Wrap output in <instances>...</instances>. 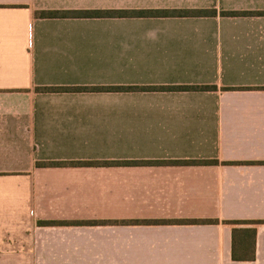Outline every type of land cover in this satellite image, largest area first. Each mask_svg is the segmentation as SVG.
Segmentation results:
<instances>
[{
  "label": "crops",
  "instance_id": "obj_1",
  "mask_svg": "<svg viewBox=\"0 0 264 264\" xmlns=\"http://www.w3.org/2000/svg\"><path fill=\"white\" fill-rule=\"evenodd\" d=\"M184 10L218 16L35 15ZM204 86L217 91L159 89ZM51 221L107 224L38 225ZM0 251L15 264H264V0H0Z\"/></svg>",
  "mask_w": 264,
  "mask_h": 264
},
{
  "label": "trees",
  "instance_id": "obj_2",
  "mask_svg": "<svg viewBox=\"0 0 264 264\" xmlns=\"http://www.w3.org/2000/svg\"><path fill=\"white\" fill-rule=\"evenodd\" d=\"M262 13H220L222 17H237V16H251V15H259ZM36 16L43 19H63V18H75V19H95V18H157V17H216L218 13L213 11H43L39 13H35ZM132 90H152V88H130ZM161 90L168 91H199V92H210L217 91L216 87L213 86H204V87H162L159 88ZM43 92H50L56 89H48L43 88L39 89ZM233 89H224V91H230ZM181 164L180 162H169V164ZM217 162H210V164H216ZM145 164L150 165L152 162H45V163H37V167L43 168H52V167H68V166H81V167H97V166H114V165H139ZM190 164H197L192 162ZM189 223H217L216 221H191ZM107 224L106 222H39L40 226H72V225H102ZM237 224V223H236ZM251 225L255 223H250ZM236 230L233 233V240L236 243ZM247 233V237L251 234L254 239L255 245V231L254 230H246L243 231ZM233 258H237L233 253ZM244 259H252L254 258V254L252 256L245 255Z\"/></svg>",
  "mask_w": 264,
  "mask_h": 264
},
{
  "label": "rangeland",
  "instance_id": "obj_3",
  "mask_svg": "<svg viewBox=\"0 0 264 264\" xmlns=\"http://www.w3.org/2000/svg\"><path fill=\"white\" fill-rule=\"evenodd\" d=\"M15 258H17V256L10 253L4 254L0 251V264H15ZM17 261H19V259H17Z\"/></svg>",
  "mask_w": 264,
  "mask_h": 264
}]
</instances>
